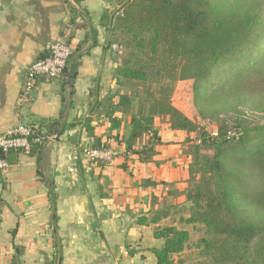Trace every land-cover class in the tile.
Masks as SVG:
<instances>
[{
  "label": "crops",
  "instance_id": "crops-1",
  "mask_svg": "<svg viewBox=\"0 0 264 264\" xmlns=\"http://www.w3.org/2000/svg\"><path fill=\"white\" fill-rule=\"evenodd\" d=\"M113 0H2L0 4V135L22 123L53 122L63 130L29 154L10 151L0 173V264H155L150 196L171 210L185 203L171 195L186 187L192 161L187 147L194 134L159 133L157 164L125 156L129 120L119 113L117 128L96 105L112 93L123 94L113 78L120 58L108 46ZM68 35L69 64L76 76L36 83L21 102L28 66L45 56L52 41ZM118 102V97L113 99ZM88 127L90 130H87ZM92 138L118 155L110 162L73 161V152ZM147 179L155 190L141 186ZM162 220L159 225L169 218Z\"/></svg>",
  "mask_w": 264,
  "mask_h": 264
},
{
  "label": "trees",
  "instance_id": "trees-1",
  "mask_svg": "<svg viewBox=\"0 0 264 264\" xmlns=\"http://www.w3.org/2000/svg\"><path fill=\"white\" fill-rule=\"evenodd\" d=\"M113 1L119 8L107 43L120 48L113 78L119 90L132 89L110 94L96 105L98 114L113 129L120 124L115 113L129 120L124 155L140 164H157L156 117L167 119L172 131L194 134L186 188L171 193L189 204L181 221L205 228L208 238L198 247L207 264H264V0ZM76 61L68 63L65 85L76 76ZM186 81L197 116L216 126L215 135L172 104L175 84ZM44 130L53 137L63 127L53 122ZM87 146L108 149L97 138ZM205 150L212 154L200 162ZM161 183L143 179L141 186L155 190ZM157 206L151 194L149 217L137 224L153 225V238L162 242L152 249L155 264H173L189 233L160 226L171 207Z\"/></svg>",
  "mask_w": 264,
  "mask_h": 264
},
{
  "label": "built area",
  "instance_id": "built-area-1",
  "mask_svg": "<svg viewBox=\"0 0 264 264\" xmlns=\"http://www.w3.org/2000/svg\"><path fill=\"white\" fill-rule=\"evenodd\" d=\"M67 40L68 35L63 34L52 41L46 47L45 56L27 67L20 96L21 102L31 99L33 89L38 81H52L63 77L71 56ZM112 49L120 54V48L116 45H113ZM53 138L54 136L45 135L44 126L38 122L22 123L6 131L0 135V151L3 154L0 156V173H5L8 169V163L4 158L6 153L17 151L29 154L34 148L43 146ZM195 142L199 143L196 140ZM117 155L116 150H94L85 145L73 152L72 160L76 162L82 159L87 162L110 163Z\"/></svg>",
  "mask_w": 264,
  "mask_h": 264
},
{
  "label": "rangeland",
  "instance_id": "rangeland-1",
  "mask_svg": "<svg viewBox=\"0 0 264 264\" xmlns=\"http://www.w3.org/2000/svg\"><path fill=\"white\" fill-rule=\"evenodd\" d=\"M131 89V87L127 86L123 90L128 91ZM172 104L188 118L200 124L203 130L211 135L216 134V126L206 121H201L193 108L190 81L178 82L175 84L174 93L172 95ZM154 126L157 129L158 133L170 130L167 119H160L156 117ZM187 151L193 159V146L189 145L187 147ZM211 154L212 152L209 150L201 151L199 153L200 162L204 160L205 156L207 157ZM189 215V204L182 203L181 205H176V207L171 210V216L162 225L174 226L177 229H183L189 233V241L185 250L181 254L173 256V264H207L208 262L202 255L201 249L198 247V244L201 239L208 238V236L206 235L205 228L202 225H189L181 221L183 218L189 217Z\"/></svg>",
  "mask_w": 264,
  "mask_h": 264
},
{
  "label": "water",
  "instance_id": "water-1",
  "mask_svg": "<svg viewBox=\"0 0 264 264\" xmlns=\"http://www.w3.org/2000/svg\"><path fill=\"white\" fill-rule=\"evenodd\" d=\"M60 136V134H58V137ZM0 156H3L2 152L0 151Z\"/></svg>",
  "mask_w": 264,
  "mask_h": 264
}]
</instances>
